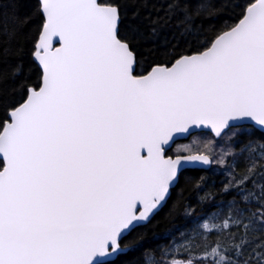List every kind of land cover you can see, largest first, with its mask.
I'll return each mask as SVG.
<instances>
[{"label":"snow or ice","instance_id":"snow-or-ice-1","mask_svg":"<svg viewBox=\"0 0 264 264\" xmlns=\"http://www.w3.org/2000/svg\"><path fill=\"white\" fill-rule=\"evenodd\" d=\"M0 264H264V0H0Z\"/></svg>","mask_w":264,"mask_h":264},{"label":"trees","instance_id":"trees-1","mask_svg":"<svg viewBox=\"0 0 264 264\" xmlns=\"http://www.w3.org/2000/svg\"><path fill=\"white\" fill-rule=\"evenodd\" d=\"M178 224L179 221L174 223L167 217V210H165L156 217L153 221V225L145 229V231L148 233L150 241H155L160 239L169 230H173Z\"/></svg>","mask_w":264,"mask_h":264}]
</instances>
